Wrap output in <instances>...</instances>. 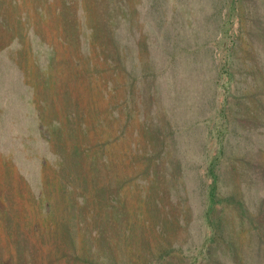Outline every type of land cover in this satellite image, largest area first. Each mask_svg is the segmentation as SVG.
Instances as JSON below:
<instances>
[{
    "label": "rangeland",
    "instance_id": "obj_1",
    "mask_svg": "<svg viewBox=\"0 0 264 264\" xmlns=\"http://www.w3.org/2000/svg\"><path fill=\"white\" fill-rule=\"evenodd\" d=\"M0 264H264V0H0Z\"/></svg>",
    "mask_w": 264,
    "mask_h": 264
}]
</instances>
